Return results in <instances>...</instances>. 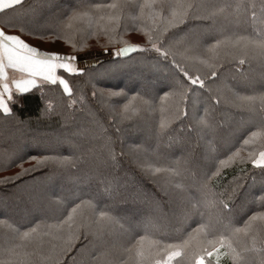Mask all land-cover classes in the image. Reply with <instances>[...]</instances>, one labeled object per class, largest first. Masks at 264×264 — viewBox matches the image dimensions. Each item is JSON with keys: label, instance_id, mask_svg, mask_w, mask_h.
Here are the masks:
<instances>
[{"label": "trees", "instance_id": "1", "mask_svg": "<svg viewBox=\"0 0 264 264\" xmlns=\"http://www.w3.org/2000/svg\"><path fill=\"white\" fill-rule=\"evenodd\" d=\"M214 1V5L221 3L235 5L239 2V0ZM60 2L62 0H55L53 4ZM81 2L82 0H67L58 7H52L50 15H47L44 13L46 10L40 8L48 3V0H23L20 6L0 16V24L8 32L21 34L28 43L41 51L75 54L101 48L100 45L106 42L105 37L99 40L94 37L82 39V34L73 36L70 31L58 35L49 34L57 30L59 21ZM83 2L111 3L112 0ZM246 2L247 0H244V3ZM255 2L257 4L255 9L242 7L234 10L229 7L226 16L219 17L217 22L228 34H258L264 29V23H261L260 0ZM208 4L212 6L210 0ZM38 10L39 15L41 13L45 15V18L40 20L44 25L30 21L27 17V12L29 15H37ZM126 11L131 16L138 14L139 9ZM252 11L256 12L255 21L251 17ZM8 21L15 27H6ZM123 23L128 25V30L123 33L126 41L144 42L145 36L140 29L147 25V21L133 22L129 19ZM208 23L211 22L189 19L179 31L183 33L186 29H202ZM33 30H37V34L34 35ZM69 37L77 49L83 50L75 51L72 43H69ZM178 40L180 36L173 39L174 50L183 48L182 43H176ZM203 41L212 42L208 35ZM232 51L238 54V50ZM151 55L134 53L130 56L131 60L128 57L124 58L129 67L118 73L106 72L109 58L103 59L101 60L103 63L85 66L84 74L75 76L65 74L73 89L71 97L66 95L58 84L45 83L42 87L37 86L30 93L21 96L18 102L12 103L10 105L12 115L5 116L0 113V180L11 177L6 183H0V258H4L5 250L16 243L6 225L19 227L22 231L37 227L43 232L47 230V225L54 224L58 218L66 215L71 207L80 204L81 201H92L98 206V210L108 211L117 219L118 222L111 228L112 234L105 237L106 243H101L91 235L87 238L81 235L71 249L63 254L59 264H96L93 257H98L106 247L113 243L126 242L130 238V233L125 231L129 224L122 214L130 216L133 220H144L149 215L152 216L150 210L155 207L166 209L165 202L174 199L173 193L186 198L183 208L188 213L192 204L199 198H193L192 191L198 190L197 182L201 176H197L196 165L202 164L204 150L211 158L205 165L202 164V173L208 172L209 169L214 170L213 155L223 159L229 151L241 147L244 138L250 132L257 130L258 116L241 106L237 96H249L253 92L264 91L261 87L264 84V59L249 57L244 64H240L238 59L225 63L219 70L221 75L218 78H212L211 82L206 81V85L211 84L212 92L200 89L198 95L189 93L188 99L180 105L186 114L179 115L171 99L164 102V111L161 112L160 98L164 92L169 91L171 77L166 65H156L151 60ZM177 59L181 58L178 56ZM140 63L142 65L139 66ZM133 66L136 70L139 68L143 70L137 71L138 74L135 75L131 72L128 77ZM145 66L147 68L144 69ZM150 67L152 70L155 67L162 70L161 81L159 78L157 80L158 76L148 74ZM111 75L113 77H110ZM89 76L93 79L90 80ZM93 91H96V96L92 95ZM101 91L104 93L103 97L100 95ZM113 91H122L128 97L138 94V97L148 100L151 107L143 106L138 99L133 103L139 110L130 118L121 119L119 112L126 101L122 97H109L108 93ZM80 96L84 97L83 102L79 99ZM212 96L216 99H211ZM196 98L199 99L201 108L198 112H193ZM70 100H76V103L70 104ZM49 104L51 107L46 111ZM205 108L209 109L211 119L216 125L212 132H199L192 126L195 118L204 114ZM162 119L167 123L163 130ZM132 134L136 137L131 138ZM144 135H148L149 138L145 139ZM106 137L111 138L110 148L114 160L109 155V149L103 146ZM127 138L130 139L125 144L124 140ZM145 141L153 142L151 150ZM199 142H203L204 146L201 147ZM174 144L175 147L172 146ZM209 145L213 149L212 152H209ZM169 151L173 153L170 154ZM43 155L68 157L69 162L64 167L48 164L35 171L23 173L17 178V174L21 173V160L23 168H30L36 161L27 157ZM241 155L247 153L242 151ZM185 157L190 158L188 170L179 175L162 173L153 176L140 166L142 162H154L157 167H175L177 162H182ZM50 182L58 186L57 190L48 193L38 203L42 207L48 204L49 206H45L48 210L45 211L43 208L41 211L38 208L34 210L36 207L33 201L36 200L33 199V194L37 195L39 190L45 189ZM166 182L172 191L163 187L164 184H168ZM71 183L88 186V189L77 192ZM36 185L39 190L35 189ZM210 187L218 194L220 200L229 205L231 215L236 209H241L238 218L234 220L235 227H243L244 222L254 212H264V206H261L259 199L264 190V171L251 163L231 164L222 168L220 175L212 178ZM66 190L70 193L69 196ZM103 190L109 199L116 200H112L113 205L95 199L94 194ZM24 195L31 198V202H28ZM202 211L207 216L211 210L203 208ZM198 220V215L192 217L179 231L165 235L174 238L184 231H190L196 227ZM133 231H137L139 235L144 234L138 228ZM50 240L51 237L44 236L42 243L39 241L30 243L27 248L17 251L32 253L33 249L37 248L40 254L30 256L31 264H46L42 255L47 254ZM221 264H232V261L221 258Z\"/></svg>", "mask_w": 264, "mask_h": 264}, {"label": "snow or ice", "instance_id": "2", "mask_svg": "<svg viewBox=\"0 0 264 264\" xmlns=\"http://www.w3.org/2000/svg\"><path fill=\"white\" fill-rule=\"evenodd\" d=\"M22 0H0V13H5L16 6H20ZM232 7L238 10L242 7L255 9V0H239L235 5L225 3L209 6L208 0H112L111 3H86L82 2L70 10L59 21L57 30L50 35H58L71 32L73 36L82 34V39L101 37L106 42L100 47L109 56L106 68L108 73H118L129 67L125 57L130 53H149L151 60L156 65L165 64L169 70L171 82L169 91L164 92L161 99V112L164 111V102L174 101L179 115L186 113L180 105L188 99L189 93L198 95L203 89L211 93L212 87L206 81L218 78L225 63L238 59L244 64L249 57L264 59V29L258 34L251 35L228 34L217 19L226 16L227 9ZM261 23H264V0H260ZM128 9H139L138 14L128 15ZM253 21L256 12H251ZM147 21V25L141 27L145 40L143 43H129L124 39L123 33L128 30L126 20ZM189 19L210 21L205 24L202 33H193L192 29H186L180 33V27ZM6 27H15L8 21ZM37 34V30H33ZM207 34L212 40L207 43L201 36ZM180 36L176 43H182V50H174L173 39ZM75 51L76 44L71 37L68 38ZM116 44L122 45L115 47ZM109 45H112L109 52ZM238 50V54L232 50ZM181 59H177V57ZM88 65V58H78L76 54H63L57 51H41L22 38L21 34H11L0 27V113L5 116L13 114L14 102L24 94L30 93L37 86L45 83L58 84L69 97L73 89L67 76H75L85 73V68L79 63ZM95 63L103 61L97 59ZM62 70V72H61ZM89 79L93 77L89 76ZM95 87V85H93ZM264 88V84L261 85ZM96 91L92 95L96 96ZM103 97L104 93L101 91ZM109 97H122L125 99L122 110L119 112L121 119H128L139 108L134 101L145 107H151L148 100L133 95L128 97L125 93L109 92ZM79 99L83 102L84 97ZM211 99H216L212 96ZM241 106L256 114L259 118L257 130L249 133L244 138L241 147L235 151H229L223 159L213 155L212 168L203 173L197 182L200 199L191 206V213L199 216L196 227L190 231H184L174 238H169L161 231L153 216L149 215L139 225L129 224L125 229L130 233V238L123 243H113L106 247L98 257H93L96 264H221V258H227L232 264H264V212H254L243 227H235L229 205L219 199L218 194L210 187L214 176L221 173V169L231 164L251 163L254 167L264 171V91L253 92L249 96H237ZM70 104L76 100H70ZM49 104L46 111L50 108ZM199 132H212L216 125L211 119L208 108L204 114L195 118L194 125ZM167 127L164 119L161 120V130ZM101 131H106L101 129ZM118 131V129H117ZM111 138H105L104 147L109 149V155L114 160L110 148ZM71 147V146H70ZM213 149L209 145V152ZM244 151L247 155H241ZM29 160L36 163L30 168H23V160L20 162L21 173L35 171L48 164H56L64 167L69 158L57 155L29 156ZM190 158L177 162L175 167H157L154 162H142L141 167L153 176L167 173L179 175L187 171ZM11 177H5L0 183H6ZM181 187V185H177ZM261 206H264V190L260 196ZM203 208L210 209L205 216ZM117 219L105 210H98V206L92 201H81L67 210V214L58 218L54 224L47 225L46 231H39L37 227L21 230L13 225L6 227L13 234L16 241L5 250L4 258H0V264H31L30 256L40 254L37 248L32 253L19 252L17 249H25L30 243L43 242V237H51L49 248L42 259L46 264H59L64 253L81 235L87 238L91 235L101 243H106L105 237L111 235L112 226ZM123 227V226H121ZM138 228L144 234L139 235ZM179 231V230H177ZM55 242V243H53Z\"/></svg>", "mask_w": 264, "mask_h": 264}, {"label": "rangeland", "instance_id": "3", "mask_svg": "<svg viewBox=\"0 0 264 264\" xmlns=\"http://www.w3.org/2000/svg\"><path fill=\"white\" fill-rule=\"evenodd\" d=\"M53 1H55V0H48V3L44 4L40 8V10L41 9L42 10L45 9L46 11L44 13L47 14V15H50V12L52 11L51 10L52 7H56V6L58 7V5L60 6V5L64 4L67 0H62V2L57 3V4H53ZM210 2H211L212 6L215 4L214 0H210ZM40 10L37 11V15H35V14L29 15L30 13L27 12V17L29 18L30 21L33 20V21L41 23V25H44V22H41L40 20L44 19L45 15L43 16L44 13L43 14L41 13V15H39L40 14L39 13ZM47 10H48V12H47ZM217 23L219 24V22H217ZM202 30H203V28L202 29H193V33H202ZM206 36H207V34L202 35L201 39L203 40V38H205ZM115 47H118V46H115ZM111 48L112 47H109V52L111 51ZM75 54L78 56V58L87 57L88 58V65L95 64V61L97 59L103 60V59L109 58V56L103 52L102 48L94 49V50H91V51L79 52V53H75ZM135 65L137 66V63ZM140 65H142V63H140L139 66ZM78 66L85 67L86 65L81 62V63L78 64ZM134 67L135 66H133L132 70L129 71V74L127 75L128 77L130 76L131 72H133L132 74L135 75V74H138L139 71L143 70L141 68L136 70V67L135 68ZM145 68H147V67L145 66L144 69ZM151 68L152 67L148 68V70H149V71H147L148 74H151L153 76H158V77H156L157 80L160 79V81H161V79H162V77H161L162 70H158V69H156V67L153 70ZM134 75H132V76H134ZM110 77H113V75H111ZM195 101L196 102L194 103V107L192 108V110H193V112H198L199 109L201 108L200 107L201 104L199 106V99L198 98H196ZM135 133H138V132H135ZM144 133L147 134L145 131H144ZM133 135L134 134H132L130 137L131 138H135L136 136L135 135L133 136ZM144 138L148 139L149 136L148 135H146V136L144 135ZM128 139H130V138H127V139L124 140V142H126L125 144H127ZM145 142H147V141H145ZM145 144H146V146H148L150 148V150L153 148V142L152 141H148ZM175 144L172 145V146L175 147L176 146ZM199 144L201 145V147L204 146L203 142H199ZM169 152H170V154L173 153V151H169ZM209 158H211V155L208 154V152L204 150V153H203V155L201 157L202 164L205 165L206 161H208ZM202 164L200 163L199 165H196V168L198 169L197 176H202L203 175V173H202L203 172V168H202L203 165ZM181 173L183 174V171ZM166 183H168V182H166ZM71 186H73L72 187L73 189L76 188L77 192L86 191V189H88V186L86 187L85 185H78V184H75V183H73ZM172 186L175 187L174 185H172ZM188 186H189V184H188ZM163 187L165 189H168L169 191L171 190L170 187H169V183L168 184H164ZM38 188L39 187L36 185L35 189H38ZM57 188H58V186L56 184H53L52 182H50L47 186H45V189L44 188H43V190H39L38 189L39 192L38 193L36 192L37 195L33 194V196H32L33 199L36 200V201H33L34 206L36 207V208H34V210H38L39 209V211H41V208H43L45 211H47L48 208L45 209L46 208L45 206H49V205L47 204V205L42 207V206H40V204H38V203H40L39 200H42V198L44 196H46L48 193L50 194L51 192H54L55 190H57ZM65 192H66L67 196L70 195V193L67 190ZM87 192H90V191H87ZM172 196L174 198L173 200H171L169 202H165L167 204L166 209H161L160 207L159 208L155 207L154 209L150 210V213L152 214L155 222L160 227L161 231H163L165 234H173V233L177 232V230H180V228H182L190 219H192V217L197 216L196 214H192L191 211H188V213H187V211H184L183 203L186 201V198L184 196H181V195L176 196L174 193H173ZM94 197H95L96 200H98V201H100L102 203H107V204L113 205L112 204L113 198L109 199L107 193L104 190L102 192H100V193L94 194ZM192 197L193 198L199 197L197 200L200 199V193L198 192V190L193 189ZM25 199H27L28 202H31V200H32L31 198H29L27 196H25ZM113 201H116V200H113ZM250 202H251V199H250ZM240 211H241V209H236L235 213H233L231 215L232 218H233V221L238 218V214H239ZM122 215L125 218V220L128 222V224L131 223L132 225H139L141 222H143L145 220V219L144 220H142V219L133 220L128 215H124V214H122ZM184 221H185V223H184ZM134 229H137V228H134Z\"/></svg>", "mask_w": 264, "mask_h": 264}, {"label": "crops", "instance_id": "4", "mask_svg": "<svg viewBox=\"0 0 264 264\" xmlns=\"http://www.w3.org/2000/svg\"><path fill=\"white\" fill-rule=\"evenodd\" d=\"M22 2H23V0H22ZM4 13H0V16L1 15H3ZM0 27H3L1 24H0ZM6 31V30H5ZM8 32V31H7ZM9 33H11V34H17V33H12V32H9ZM22 38H23V36H22ZM24 39V38H23Z\"/></svg>", "mask_w": 264, "mask_h": 264}, {"label": "water", "instance_id": "5", "mask_svg": "<svg viewBox=\"0 0 264 264\" xmlns=\"http://www.w3.org/2000/svg\"><path fill=\"white\" fill-rule=\"evenodd\" d=\"M132 54H134V53H130L129 56H131ZM125 58H127V57H125Z\"/></svg>", "mask_w": 264, "mask_h": 264}]
</instances>
